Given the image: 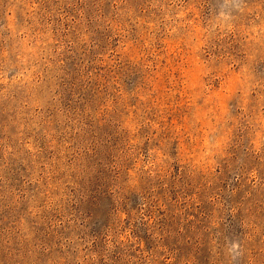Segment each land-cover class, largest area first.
<instances>
[{
    "label": "rangeland",
    "instance_id": "1",
    "mask_svg": "<svg viewBox=\"0 0 264 264\" xmlns=\"http://www.w3.org/2000/svg\"><path fill=\"white\" fill-rule=\"evenodd\" d=\"M0 264H264V0H0Z\"/></svg>",
    "mask_w": 264,
    "mask_h": 264
}]
</instances>
